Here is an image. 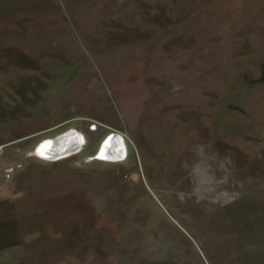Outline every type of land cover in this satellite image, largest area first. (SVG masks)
Returning a JSON list of instances; mask_svg holds the SVG:
<instances>
[{"label":"rangeland","instance_id":"374dc122","mask_svg":"<svg viewBox=\"0 0 264 264\" xmlns=\"http://www.w3.org/2000/svg\"><path fill=\"white\" fill-rule=\"evenodd\" d=\"M0 264H264V0H0Z\"/></svg>","mask_w":264,"mask_h":264},{"label":"bare ground","instance_id":"6f19581e","mask_svg":"<svg viewBox=\"0 0 264 264\" xmlns=\"http://www.w3.org/2000/svg\"><path fill=\"white\" fill-rule=\"evenodd\" d=\"M117 137L113 135L104 143L101 149L102 157L115 158L123 151L122 137ZM78 143H80V136L75 137L73 133H69L45 141L41 144L39 151L48 158H55L61 156L62 152H72V147H76Z\"/></svg>","mask_w":264,"mask_h":264},{"label":"water","instance_id":"95a60500","mask_svg":"<svg viewBox=\"0 0 264 264\" xmlns=\"http://www.w3.org/2000/svg\"><path fill=\"white\" fill-rule=\"evenodd\" d=\"M73 135H75V137H79L78 133H73ZM117 136L119 137L120 135L116 134V137ZM79 146H80V143H78V145L76 147H72V151H75ZM65 153H69V152H62V154H65ZM62 154H60V155H62Z\"/></svg>","mask_w":264,"mask_h":264}]
</instances>
